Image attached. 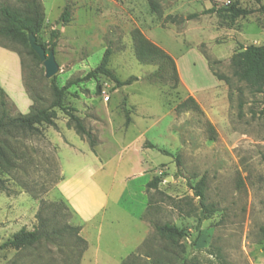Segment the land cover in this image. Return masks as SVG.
<instances>
[{"label": "rangeland", "instance_id": "374dc122", "mask_svg": "<svg viewBox=\"0 0 264 264\" xmlns=\"http://www.w3.org/2000/svg\"><path fill=\"white\" fill-rule=\"evenodd\" d=\"M23 1L0 0V8H20ZM39 1L38 41L46 49L54 42L58 72L45 78L27 49L0 38L19 53L28 98H6L8 117L27 114L32 104L48 107L52 79L63 87L84 77L107 48L115 77L136 80L118 87L97 74L65 91L64 106L96 138L92 148L59 109L54 126L1 136L10 167L0 170V246L21 229L43 227L58 237L0 249V264H264V92L252 93L229 63L242 47L264 45V0H155L159 14L147 0ZM231 6L249 14L233 21L225 12L203 14ZM65 7L67 23L60 21ZM134 30L172 58L175 89L147 80L155 66L136 60ZM209 65L229 83L217 80ZM189 96L198 110L177 113ZM78 172L87 174L76 177L72 199L97 210L90 219L59 189ZM154 177L157 189L147 190ZM165 223L187 236L161 237L155 226ZM68 227H78L84 242Z\"/></svg>", "mask_w": 264, "mask_h": 264}, {"label": "trees", "instance_id": "16d2710c", "mask_svg": "<svg viewBox=\"0 0 264 264\" xmlns=\"http://www.w3.org/2000/svg\"><path fill=\"white\" fill-rule=\"evenodd\" d=\"M151 11L159 14V6L155 0H147ZM259 2L260 0H253ZM259 11L264 14V2L259 6ZM225 12L231 21L234 19L249 14V11L239 9L235 7H228L226 9H208L203 14L217 13L220 15ZM69 11L65 7L60 15V21L67 23L69 21ZM196 15L189 16L188 19L194 18ZM0 38L6 39L10 42L16 43L23 48L27 49L29 54L33 56L35 60H38L36 54L32 51L28 44V35L33 34L38 44H40L45 52L48 54L52 48H54V42L50 45L49 49H46L43 44L38 41V35L43 25V10L39 0H24L23 5L20 8L10 9L8 7L0 8ZM170 20L173 22L174 18L167 16L165 21ZM57 37V32L51 33L50 40H54ZM133 43V53L136 60L140 64L153 65L155 71L147 76V80L150 82L169 84L172 89H175L178 84V77L176 68L172 58L166 54L162 49L157 47L148 41L138 30H134L131 34ZM1 47L9 49L17 55L19 54L14 49H10L7 46L0 44ZM111 51L109 48L105 49L99 65L88 72L84 77L77 79L73 82H68L63 87H58L54 84L52 79L51 90L53 100L48 107H37L32 104L27 114H19L16 117H8L6 111V94L0 88V170L8 171L10 167V161L6 152V144L2 139L7 130H25L33 131L36 130L37 126L48 125L54 126V120L56 119L55 109H59L64 112L67 116L68 127L72 126L75 132L87 140L89 147L92 148L96 144V138L92 135L91 131L88 130L82 120L73 114L75 111L73 108L64 106V95L67 88L74 85L77 82H84L93 79L97 74L108 78L116 86L122 87L130 85L136 78L130 77L125 81H120L112 71L108 68L109 58ZM19 56V55H18ZM230 66L233 70V76L238 81L244 82L250 91L254 94L264 92V45L255 46L249 45L242 47L238 52L234 53L229 60ZM22 66V62H21ZM209 69L213 76L219 80L229 83V79L223 75L214 72L209 65ZM198 110V106L192 97H187L181 101L176 107L175 111L181 113L186 110ZM129 120L126 118L125 124H128ZM261 160L264 162V154L261 156ZM1 183V178H0ZM160 183L159 177L152 178L147 184L146 189H157ZM195 197H202L200 190H195ZM42 224V221H41ZM68 229L76 235L79 241L84 242L81 237L77 236L80 229L78 227H68ZM156 232L161 236L169 240L175 241L187 236V233L182 229L174 225L165 223L163 225L155 226ZM261 237L264 239V226L259 230ZM53 236L58 237L54 233H49L43 227L34 229L32 231H26L21 229L11 236L10 239L5 241L0 249L11 248L19 250L26 247H32L41 243L42 241L50 242ZM52 242V241H51Z\"/></svg>", "mask_w": 264, "mask_h": 264}, {"label": "crops", "instance_id": "0c3cea01", "mask_svg": "<svg viewBox=\"0 0 264 264\" xmlns=\"http://www.w3.org/2000/svg\"><path fill=\"white\" fill-rule=\"evenodd\" d=\"M0 88L5 92L7 95V99L9 100L10 97H18L21 101L27 100V94L23 88V81H22V66L21 60L17 53L6 49L0 46ZM15 99V98H14ZM10 101V100H9ZM87 173H76L74 178L70 180H63L59 185V189L63 194L64 198L68 201L71 207L80 214L83 218H92L97 210L91 209V205L86 200L82 202H77V205L74 203L72 197L74 186L79 184V180L76 178L80 175L85 176ZM73 180V181H72ZM91 185L95 187L96 190L99 191V187L96 183L91 182ZM91 209V211H90ZM82 211V212H81ZM85 218V219H86Z\"/></svg>", "mask_w": 264, "mask_h": 264}, {"label": "water", "instance_id": "95a60500", "mask_svg": "<svg viewBox=\"0 0 264 264\" xmlns=\"http://www.w3.org/2000/svg\"><path fill=\"white\" fill-rule=\"evenodd\" d=\"M60 28V25L58 26ZM28 44L42 63L45 72V78L50 79L58 72V65L54 58L53 50L46 54L45 49L37 43L33 34L28 35Z\"/></svg>", "mask_w": 264, "mask_h": 264}]
</instances>
